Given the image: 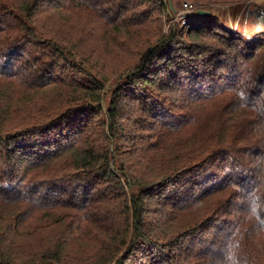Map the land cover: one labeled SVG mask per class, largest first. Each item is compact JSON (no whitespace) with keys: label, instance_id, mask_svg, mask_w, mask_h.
Masks as SVG:
<instances>
[{"label":"trees","instance_id":"trees-1","mask_svg":"<svg viewBox=\"0 0 264 264\" xmlns=\"http://www.w3.org/2000/svg\"><path fill=\"white\" fill-rule=\"evenodd\" d=\"M170 1L0 0V264H264V32Z\"/></svg>","mask_w":264,"mask_h":264},{"label":"rangeland","instance_id":"rangeland-1","mask_svg":"<svg viewBox=\"0 0 264 264\" xmlns=\"http://www.w3.org/2000/svg\"><path fill=\"white\" fill-rule=\"evenodd\" d=\"M173 14L168 17L163 15L161 17V28L164 34H169L171 29H183L185 32L191 30L196 25V14L199 10L208 11V8L213 7V11L221 18L225 24L232 31L242 29L246 36H252L257 33L264 32V0H248L238 10L234 5H210L191 2L190 0H171ZM189 4V5H187ZM238 12V15H236ZM104 64L100 70L109 75L107 85H111L117 81L118 65L121 63V55L103 53ZM203 67V66H202ZM153 103L158 107L160 102L153 100ZM153 109V106H152ZM150 113H148L149 115ZM145 115V113H143ZM146 114V116H148Z\"/></svg>","mask_w":264,"mask_h":264},{"label":"clouds","instance_id":"clouds-1","mask_svg":"<svg viewBox=\"0 0 264 264\" xmlns=\"http://www.w3.org/2000/svg\"><path fill=\"white\" fill-rule=\"evenodd\" d=\"M253 214H256L255 207L253 208ZM227 264H239L238 259L231 253L226 256Z\"/></svg>","mask_w":264,"mask_h":264},{"label":"water","instance_id":"water-1","mask_svg":"<svg viewBox=\"0 0 264 264\" xmlns=\"http://www.w3.org/2000/svg\"><path fill=\"white\" fill-rule=\"evenodd\" d=\"M198 13H201V14H207L209 13L208 11H204V10H199Z\"/></svg>","mask_w":264,"mask_h":264},{"label":"built area","instance_id":"built-area-1","mask_svg":"<svg viewBox=\"0 0 264 264\" xmlns=\"http://www.w3.org/2000/svg\"><path fill=\"white\" fill-rule=\"evenodd\" d=\"M187 5H189V4H187Z\"/></svg>","mask_w":264,"mask_h":264}]
</instances>
